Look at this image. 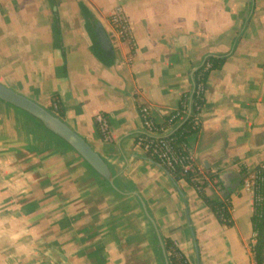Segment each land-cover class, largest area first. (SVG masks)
Wrapping results in <instances>:
<instances>
[{"label": "crops", "instance_id": "crops-1", "mask_svg": "<svg viewBox=\"0 0 264 264\" xmlns=\"http://www.w3.org/2000/svg\"><path fill=\"white\" fill-rule=\"evenodd\" d=\"M82 7L110 41V66L91 52ZM116 8L131 56L110 23ZM209 57L223 64L207 78L200 129L185 144L209 179L203 195L229 207V228L196 187L136 145L140 108L163 125ZM0 84L48 112L55 98L112 179L0 101V264H165L146 214L187 264H253L252 197L240 182L264 167V0H0Z\"/></svg>", "mask_w": 264, "mask_h": 264}, {"label": "built area", "instance_id": "built-area-1", "mask_svg": "<svg viewBox=\"0 0 264 264\" xmlns=\"http://www.w3.org/2000/svg\"><path fill=\"white\" fill-rule=\"evenodd\" d=\"M110 23L119 41L123 37L131 38L130 26L120 8H116L112 12ZM205 68L208 70L209 65H206ZM193 84L194 79L192 78V94L194 93ZM197 91L200 94L204 90L199 86ZM182 100V104L180 103L178 109L169 116V122L178 119V129L181 128L191 116V98L184 96ZM139 114L145 136L138 137L136 145L141 148L149 159L156 162L172 179H174L175 176L191 177L198 185H205L209 182V179L196 168L195 156L185 143L176 146L172 140L168 139L170 136H158L165 133L166 129L164 125H158L153 121L152 112L148 107H141ZM199 114L195 117V125L199 123ZM95 123L103 141H109V128L105 118L102 115H97L95 117ZM263 170L264 167H257L253 170L246 171L241 178V189L252 197L253 208L259 206L262 200L260 188L264 181ZM196 190L198 191L197 187ZM224 208L226 214L229 215V207L225 205ZM221 219L222 221H228V219L224 217ZM254 239L255 234L253 232L251 243H254ZM262 262L264 264V247Z\"/></svg>", "mask_w": 264, "mask_h": 264}, {"label": "trees", "instance_id": "trees-1", "mask_svg": "<svg viewBox=\"0 0 264 264\" xmlns=\"http://www.w3.org/2000/svg\"><path fill=\"white\" fill-rule=\"evenodd\" d=\"M83 15L87 20V29L90 32L92 38V47L91 52L94 57L102 62L105 66H110L112 64V57L109 54L104 53L96 39V34L94 33V26L96 21L93 15L87 11L84 7H82ZM121 42L128 43L131 51L130 56L134 53V45L132 37L129 39L128 37H123ZM223 64V60H217L215 58L209 57L207 58L202 66L193 74L194 79V93L192 92L187 97L191 98V116L187 120V122L179 128L175 133H173L168 139L172 140L173 143L177 145H181L186 142L187 136L198 133L200 129V123L195 125V117L201 111L204 101V91L206 88V81L209 74L217 69H220ZM206 65H209V69L206 70ZM201 87L204 91L202 93H198L197 88ZM183 101V100H182ZM182 101L180 102L182 104ZM49 112L54 114L60 120L63 117V113L60 107L59 102L52 98L51 104L49 106ZM170 117H168L165 121L164 128L167 129L169 127H177L178 119L169 122ZM246 171H242L241 176L244 175ZM263 177H264V170H263ZM178 180H185L194 187H197L200 196L202 197L203 202L212 210L214 215L219 220L220 224L229 228L231 227V222L229 221V215L226 214L225 205L219 203L215 200H209L203 195L204 185H198L197 182L192 179L191 177H182V176H175L174 181ZM260 195H261V203L259 206L253 208V215H252V229L255 234L254 243H250L249 249L252 255V259L254 264H263L262 262V254H263V247H264V181L261 184L260 188ZM222 217L228 219V221H222ZM164 245L165 251V258L168 264H187L183 254L170 242L167 240L162 241Z\"/></svg>", "mask_w": 264, "mask_h": 264}, {"label": "water", "instance_id": "water-1", "mask_svg": "<svg viewBox=\"0 0 264 264\" xmlns=\"http://www.w3.org/2000/svg\"><path fill=\"white\" fill-rule=\"evenodd\" d=\"M95 34L100 49L110 56H113V50L110 41L99 23L95 24ZM0 101L23 112L37 123H39L48 133L69 147L86 165H88L101 179L111 184V173L104 161L91 149L84 139L75 134L64 122L54 114L44 108L36 105L13 92L12 90L0 84ZM143 206V205H142ZM144 209V207H143ZM145 211V209H144ZM146 217L152 225L157 237L165 264H168L165 258L164 245L152 219L146 214Z\"/></svg>", "mask_w": 264, "mask_h": 264}]
</instances>
